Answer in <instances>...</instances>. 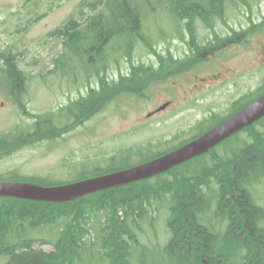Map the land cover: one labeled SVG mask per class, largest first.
I'll use <instances>...</instances> for the list:
<instances>
[{"label":"rangeland","instance_id":"rangeland-1","mask_svg":"<svg viewBox=\"0 0 264 264\" xmlns=\"http://www.w3.org/2000/svg\"><path fill=\"white\" fill-rule=\"evenodd\" d=\"M89 1L95 0H0V63L12 55L26 76L23 92L15 97L0 72V140L8 134H21L9 145L0 141L4 144L0 147L2 181L23 179L52 186L88 177L97 170L137 165L183 145L202 128L228 114L234 105L244 102L245 96L250 98L264 90V0H246L248 5L242 0L240 9L227 8V22L236 29L231 35L234 37H228L233 28L218 20L214 24L218 36L213 47H200L196 58L186 55L192 46L185 26L179 29L167 7L163 9L157 5L160 1L152 0L156 1L153 6L157 11L143 8L140 31L151 45L136 38L129 50L123 41H114L102 60L90 66L88 58L81 59L71 51L68 37L59 32L67 24L86 27L87 19L96 12ZM251 20L258 25L247 42L244 39L248 32L244 29ZM209 27L198 24L200 44L215 38ZM232 38L234 42L226 43ZM81 41L87 43L86 38ZM214 47L222 51L218 62L207 57ZM135 68L141 69L136 72L140 78ZM225 68L235 74L223 72ZM157 69L168 72H156ZM180 69L187 71H175ZM213 72L218 73V78ZM101 85L112 86L111 93L101 90ZM95 91L99 94L95 101L87 100L83 109L73 107ZM168 101L171 103L167 110L152 116ZM73 108L78 117L73 118ZM210 113L215 114L214 120L208 117ZM49 114L61 116L52 119L59 126L58 132L43 136L35 133L36 117ZM223 149L220 147L219 152ZM140 203L143 213L138 226L144 229L143 242L148 243L149 235L153 236L150 224L155 222L164 229L160 240L165 243L164 224L174 204V193L165 191L133 202L130 222ZM113 214V208H96L80 218L89 233L84 236L77 264H110L100 236ZM123 214L121 210L119 216ZM75 220V215L59 214L52 223L42 224L47 222L43 220L34 229L29 222L38 219L28 220L25 230L37 238L33 249L53 252L54 243L66 229L63 227L71 226Z\"/></svg>","mask_w":264,"mask_h":264},{"label":"trees","instance_id":"trees-1","mask_svg":"<svg viewBox=\"0 0 264 264\" xmlns=\"http://www.w3.org/2000/svg\"><path fill=\"white\" fill-rule=\"evenodd\" d=\"M158 1L157 5L163 9L167 7L178 28L185 26L193 39L197 38L198 19L212 26L213 15H223L222 6L227 4V0ZM89 2L96 12L87 19L86 27L67 24L59 30L68 37L67 45L75 55L88 58L89 66L95 60H102L108 52L107 47L114 41H123L129 50L136 38L151 45V40L140 31L144 23L143 8L152 7L157 11L153 6L156 1ZM242 2L249 4L246 0ZM76 23L80 25V22ZM85 38L87 43L83 44L81 40ZM173 59L177 60L176 57ZM134 70L136 73L141 69ZM0 72L7 86H24L26 76L12 55L0 63ZM97 91L101 93V90ZM97 91L90 92V96L79 103H73V107L83 109L87 100L97 99ZM245 134L246 137L242 138ZM220 147H224L222 152H219ZM169 151L146 158L141 163ZM131 166L125 164L106 171L97 170L77 180ZM165 191L174 193V204L169 208L164 224L167 238L165 243L160 240V231L162 233L164 229H159V224L153 222L150 224L153 236L149 235L150 239L145 243L142 240L143 226H138L143 205L138 204L140 209L130 222L131 204ZM108 207L113 208L115 214L103 225L100 237L104 255L111 259L110 264H264V117L212 150L150 179L67 203L0 197V264H77L76 260L83 251L84 236L89 233L80 218L96 208ZM121 210L123 216H119ZM59 214L75 215L76 220L71 226L63 227L66 229L54 243L55 250L45 253L33 249L37 238L25 230L27 221L34 217L38 219L35 223L29 222L34 229L35 224L39 225L43 220L47 222L42 224L52 223L54 216ZM133 223L138 226L137 230Z\"/></svg>","mask_w":264,"mask_h":264},{"label":"water","instance_id":"water-1","mask_svg":"<svg viewBox=\"0 0 264 264\" xmlns=\"http://www.w3.org/2000/svg\"><path fill=\"white\" fill-rule=\"evenodd\" d=\"M263 117L264 94L197 138L146 162L52 186L31 181H0V197L67 203L90 194L150 179L212 150Z\"/></svg>","mask_w":264,"mask_h":264},{"label":"flooded vegetation","instance_id":"flooded-vegetation-1","mask_svg":"<svg viewBox=\"0 0 264 264\" xmlns=\"http://www.w3.org/2000/svg\"><path fill=\"white\" fill-rule=\"evenodd\" d=\"M222 8L225 10L223 11V15H220V14H215L213 15V24L212 26H210L209 28L210 29H213L214 32H215V38L212 39V40H208L205 44H200V42L198 41V37L193 39L192 36H191V33H189L190 35V45L192 46V48L190 49V51L186 54L187 57H191V58H196L198 56V53L197 51L199 50V48H203V50H209L207 49L205 46L210 44L212 45L211 47H213V44H214V41L216 39V37L218 36V33H216L214 27H215V22H217L218 20H223L228 26H230V28H233L231 32H229V36L228 37H234V36H231L232 34L236 33V29L234 27H232V25H229V23L227 22V18H226V11H227V8H233V9H240L241 6H240V0H227V4L225 6H222ZM241 11V10H240ZM247 16H249V14H247ZM201 23V24H204V22L200 19H198L197 21V25H196V29H195V33L197 35V26L198 24ZM258 23H256L254 20H251L248 22V27H246L247 29H244L245 31H247V36L246 38L244 39V41L246 40L247 42H250L251 41V37L254 36V29H255V26H257ZM187 29V28H186ZM188 31V30H187ZM239 32V31H238ZM227 37V38H228ZM228 38V39H230ZM238 40V39H237ZM230 41V42H229ZM228 42L226 43H231V42H234V39L232 38V40H229ZM225 43V44H226ZM197 44V45H196ZM199 44V46H198ZM203 45V46H202ZM213 49H216L215 47L212 48V53H210L207 57L209 58V60H212V61H215V62H218V57L221 55L220 53H222V51H218L219 48H217L216 50H213ZM177 58V57H176ZM178 59V58H177ZM262 67V66H261ZM171 69H169L170 71ZM166 72L167 70H156V72ZM176 72H185L187 71L186 69H180V70H175ZM153 72V71H152ZM168 72V71H167ZM223 72H230V74H235L233 70H230L229 68H225V70ZM214 73V77L215 78H218V73L217 72H213ZM142 75V77H145L147 76L144 75L143 73H140ZM149 75V74H148ZM222 75V73H221ZM223 76V75H222ZM222 79V77H221ZM9 90V92L11 94H13V92L15 93H18L17 95H19L21 92H23L25 86L23 87H20V86H6ZM102 88H104L106 90V93H111V89H112V86H107V85H101V90ZM264 94V90L263 92L261 93H258V94H255L254 96L250 97L249 96H245V98L243 100H245L244 102H241L239 103L238 105H234L233 106V109L231 111H229L228 114L226 115H223L221 117H219L218 119L214 120L215 119V114L214 113H210L208 117H211L214 121L212 123L209 124L208 127H205V128H202L200 130L201 132H199L196 136L193 137V139L197 138L198 136L202 135L203 133H205L206 131L212 129L215 125H217L218 123L222 122L223 120L227 119L228 117H230L231 115H233L234 113H236L237 111H239L241 108H243L244 106H246L247 104L251 103L252 101H254L255 99H257L258 97H260L261 95ZM14 95V94H13ZM17 95H14L15 97ZM79 101V100H78ZM77 101V102H78ZM74 103V102H72ZM170 101L166 102L165 104H163L162 106H160L157 110H155L152 114V116L154 115H157L159 114L160 112H163L165 110L168 109V107L170 106ZM78 111L77 109H73L72 111V115H73V118L75 117V115L78 117ZM50 115V114H49ZM39 115L36 117V126H35V133L37 134H40L41 136H43L44 134H49V135H53L52 131H55V132H58L59 130V126H57L56 124H54L53 122V118L57 117V118H60L61 116L58 115V116H55L53 117L52 115ZM63 117H66L65 114L63 115ZM67 118V117H66ZM57 126V127H56ZM21 134L19 133H16V134H8L7 138H2L0 141L5 143V145H9L8 142L10 143V140H14V141H17L18 138L20 137ZM191 138V140H193ZM11 140V141H12ZM191 140H189L188 142H190ZM13 142V141H12ZM186 142V143H188ZM185 143V144H186ZM4 145V144H0V147ZM184 145V144H183ZM182 146V145H181ZM180 147V146H179ZM178 148V147H177ZM176 149V148H174ZM173 149V150H174ZM172 151V150H171ZM170 152V151H169ZM25 181V180H24ZM77 181V180H75ZM33 182V181H31ZM72 182V181H71ZM37 183V182H36ZM68 183V182H67ZM41 184V183H40ZM64 184V183H63ZM59 185V184H57Z\"/></svg>","mask_w":264,"mask_h":264}]
</instances>
